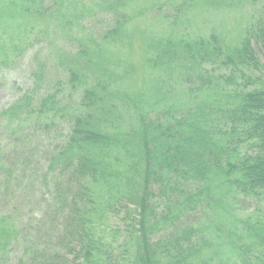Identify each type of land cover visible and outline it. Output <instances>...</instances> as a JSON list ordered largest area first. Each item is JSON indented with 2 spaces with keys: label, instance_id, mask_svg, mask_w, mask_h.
Returning a JSON list of instances; mask_svg holds the SVG:
<instances>
[{
  "label": "trees",
  "instance_id": "obj_1",
  "mask_svg": "<svg viewBox=\"0 0 264 264\" xmlns=\"http://www.w3.org/2000/svg\"><path fill=\"white\" fill-rule=\"evenodd\" d=\"M135 1L0 0V23L13 20L15 12L51 20L48 31H37L47 40L46 53L42 61L33 54L32 78L41 80L48 64L62 73L53 92L30 90L0 116L7 122L23 116L24 125L35 119L44 128L58 120L68 126L64 140L49 142L44 156L25 154L24 162L33 171L22 172L27 178L43 163L41 179L54 181L48 188L54 193L55 211L65 209L67 224L52 236L53 245L38 239L27 244L19 262L223 264L226 258L233 264H264V222L259 232L252 230L258 237L255 245L235 247L239 202H264V65L253 51V44L264 43V0H176L131 14L128 8ZM196 4L246 9L250 19L231 44L213 31L197 38H144V64L150 69L185 59L202 68L184 78L181 105L158 107L163 101L159 98L134 100L115 88L119 75L114 78L96 48L98 42L125 48L132 40L128 24L144 11L156 15L165 7L166 20L176 24ZM110 20L100 32L95 30V24ZM73 28H80L85 38L72 39L73 50L58 44L61 54H54V40L68 38ZM16 48L0 45V69L14 64L10 57ZM122 68L127 75L129 66ZM68 90L79 94L70 108L59 97ZM21 130L20 125L15 131ZM9 175V166L0 159V197ZM71 184L77 187L73 195ZM197 211L203 213V236H196L201 226L190 222ZM112 218L119 226L108 223ZM7 220L0 216V224ZM108 232L113 237L122 233L116 247ZM10 235L15 240L17 232L0 226V242ZM223 240L227 251L208 254L213 241ZM49 249L53 256L45 255Z\"/></svg>",
  "mask_w": 264,
  "mask_h": 264
},
{
  "label": "rangeland",
  "instance_id": "obj_2",
  "mask_svg": "<svg viewBox=\"0 0 264 264\" xmlns=\"http://www.w3.org/2000/svg\"><path fill=\"white\" fill-rule=\"evenodd\" d=\"M167 1L172 3L176 0H136L129 5L128 11L134 14L140 9H146L154 4L159 5ZM161 11L162 13L159 12L156 15L149 13L150 11H144L141 16L136 17L128 24L132 40L127 47H117L105 42H98L96 48H100L101 53L99 54L107 60L110 71L115 74L114 78L119 75V81L115 83V88L134 100H136V97L145 96L150 102H154V99L159 98L163 101L158 107L164 106V104L178 106L184 101L182 94L185 93L181 91L184 78L187 75L199 74L202 68L198 64L185 59L176 61L172 66L150 69L144 64L148 56L145 53L147 48L143 41L144 38L150 35L155 37L188 36L197 38L208 36L213 31L225 37L227 43L231 44L242 33L243 27L250 19V14L246 9L199 8L196 4L185 16L174 22L176 24H173L168 22L166 19L169 18H165L163 15L167 8L164 7ZM14 14L13 20L0 23V45H14L17 47L10 57L15 59L14 64L12 66L9 64L4 69H0V113L30 90H33L34 94L39 95L45 90L53 92L55 80L62 78V73L58 67L52 68L49 64L43 68L41 80L32 78L33 54L36 53L38 55L37 58L42 61L43 55L46 53L44 46L47 40L45 36L37 33V31H48L52 25L51 20L33 18V16L17 12ZM110 22L111 20L106 23L95 24V30L100 32ZM71 31L73 33L68 38L54 40V54H61L62 49L58 44H61L66 49L70 47L73 50V48L76 49L74 47L76 44L72 39L78 41L85 38V34L81 33L80 28H73ZM46 37L49 38V36ZM31 39L32 41H30ZM253 51L258 60L264 65V43L253 44ZM41 61L38 60L39 63ZM125 65L130 68L127 75L122 70ZM152 91H156V93L150 94ZM199 95L201 96V94ZM78 96L77 92L68 90L64 96L61 94L59 97L70 108L76 103ZM230 98L232 100V97ZM18 116L11 118L8 122L4 117L0 116V159L9 166L11 173L8 176L10 179L6 184V190L4 191L3 189L0 197V216L3 217L4 215L7 217L8 223L4 222L3 224L8 232L11 231L14 234L17 232L15 240H11L12 237L10 235L7 239L8 243H6L7 240L0 242V264H20L19 260L22 258L23 250L27 248V244L33 243L35 239H38L37 242L42 244L43 242L47 244L49 242V244L53 245L56 238L52 239V236L60 230L64 231L65 224H67L65 209L63 211L61 209V212L55 211L57 205L54 200V193L48 188L47 183L51 186L54 181H51V178H47V180L41 179L44 172L43 163L40 162L39 165H36L34 173L27 178L22 176V172L28 175L27 173L33 171V166H28L24 162L25 154L34 158L44 156L42 154L45 152V148L48 150L46 146L49 142L64 140L67 134V123L58 120L50 128H44L43 126L35 125V123H39L35 119H31L24 125L26 118ZM20 125L23 126V130L15 131ZM14 174L16 180L13 179ZM32 177L33 183H31ZM71 189L72 195L76 193L77 187L75 185L71 184ZM239 206L238 238L235 240V247L245 244L255 245L258 242V237L256 238L252 232L254 230L259 232L262 229L264 202H260V199H241ZM231 209L230 206L226 210L228 214ZM202 217L203 213L197 211L196 216L192 220L190 219L193 227L201 226L199 227L201 232H196V236H203L205 233L202 223H200ZM108 223L119 226V221L114 218ZM3 224H0V226H3ZM101 230L104 231L102 235H106L107 230L104 227ZM108 234L109 232L107 236ZM121 237V232L114 237L112 234L108 236V241L113 247H116ZM58 239H61L60 236ZM48 240H51V242ZM222 242L225 243L224 240L221 242L213 241L214 246L208 254L227 251L229 248L223 245ZM218 244L220 246H217ZM70 248L74 252L77 251L71 245ZM45 255L53 256L51 249ZM217 255L219 256V254ZM220 255L221 258L225 256L223 254ZM69 256L73 257L72 255ZM223 264H233V261L232 259L223 258Z\"/></svg>",
  "mask_w": 264,
  "mask_h": 264
}]
</instances>
